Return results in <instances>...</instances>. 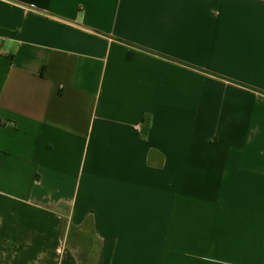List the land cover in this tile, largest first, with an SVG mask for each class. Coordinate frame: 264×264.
<instances>
[{"label":"crops","instance_id":"1","mask_svg":"<svg viewBox=\"0 0 264 264\" xmlns=\"http://www.w3.org/2000/svg\"><path fill=\"white\" fill-rule=\"evenodd\" d=\"M0 264H264V0H0Z\"/></svg>","mask_w":264,"mask_h":264}]
</instances>
